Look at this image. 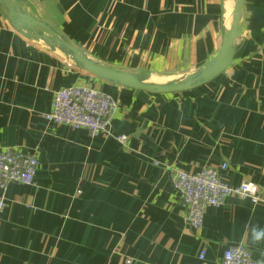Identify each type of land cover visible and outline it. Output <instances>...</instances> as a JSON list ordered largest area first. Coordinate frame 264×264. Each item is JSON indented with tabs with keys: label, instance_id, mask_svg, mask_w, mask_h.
I'll list each match as a JSON object with an SVG mask.
<instances>
[{
	"label": "crops",
	"instance_id": "0c3cea01",
	"mask_svg": "<svg viewBox=\"0 0 264 264\" xmlns=\"http://www.w3.org/2000/svg\"><path fill=\"white\" fill-rule=\"evenodd\" d=\"M27 1L29 11L89 57L150 81L205 66L234 5ZM240 24L233 65L195 89L159 94L72 65L11 27L0 6V149L17 147L39 161L35 184L10 183L5 191L0 264H220L234 244L264 260V0H245ZM73 84L119 101L109 131L92 136L46 118L55 92ZM122 134L125 144L117 139ZM224 163L223 178L256 183L261 200L230 195L208 206L195 229L171 174Z\"/></svg>",
	"mask_w": 264,
	"mask_h": 264
},
{
	"label": "built area",
	"instance_id": "2783aa9c",
	"mask_svg": "<svg viewBox=\"0 0 264 264\" xmlns=\"http://www.w3.org/2000/svg\"><path fill=\"white\" fill-rule=\"evenodd\" d=\"M118 104L117 99L96 87L73 84L55 92L51 111L46 118L54 124L84 129L94 136L110 130ZM117 139L124 144L128 142L125 134L117 136ZM226 166L224 163L217 167H204L195 173L181 168L172 172V184L181 195L186 219L193 228L202 226L208 206H220L230 195L250 198L255 203L261 200V189L256 183L244 181L233 185L224 179L220 172ZM38 168L39 161L35 154L17 147L0 149V215L7 206L4 194L8 185L35 184ZM204 257L205 251L202 250L199 258ZM220 264H264V260L255 258L249 247L234 244L224 251Z\"/></svg>",
	"mask_w": 264,
	"mask_h": 264
},
{
	"label": "water",
	"instance_id": "95a60500",
	"mask_svg": "<svg viewBox=\"0 0 264 264\" xmlns=\"http://www.w3.org/2000/svg\"><path fill=\"white\" fill-rule=\"evenodd\" d=\"M245 0H234L231 25L222 34L218 52L200 69L173 80L150 81L143 72L134 73L102 64L89 57L49 23L29 11L27 0H0L5 17L11 27L27 38L46 43L58 50L72 65L99 78L112 81L136 90L150 93L171 94L192 90L213 81L223 71L233 65L240 45L236 40L242 34L240 24Z\"/></svg>",
	"mask_w": 264,
	"mask_h": 264
},
{
	"label": "bare ground",
	"instance_id": "6f19581e",
	"mask_svg": "<svg viewBox=\"0 0 264 264\" xmlns=\"http://www.w3.org/2000/svg\"><path fill=\"white\" fill-rule=\"evenodd\" d=\"M229 18H230V16H229Z\"/></svg>",
	"mask_w": 264,
	"mask_h": 264
}]
</instances>
